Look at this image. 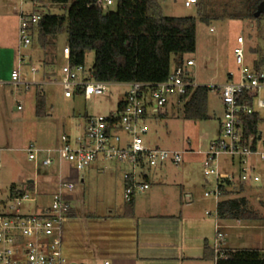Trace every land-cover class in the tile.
Wrapping results in <instances>:
<instances>
[{
    "label": "rangeland",
    "instance_id": "374dc122",
    "mask_svg": "<svg viewBox=\"0 0 264 264\" xmlns=\"http://www.w3.org/2000/svg\"><path fill=\"white\" fill-rule=\"evenodd\" d=\"M157 1L166 17L197 18L196 5L185 7L187 0ZM208 1L217 9H222L229 0ZM12 2L20 9V0H12ZM69 7L70 4L61 6L43 0L36 9L30 5H25L23 9L26 13L36 12L37 15L44 17L45 15L66 16ZM109 11H115V9ZM5 14L7 33H10V22L14 21L15 11L13 8H8ZM240 36H243L246 42V63L249 68H254L253 64L264 58V22L259 26L253 21L229 19L213 21L210 25L198 21L196 52L185 55L183 61L185 64L188 60L194 62V66L188 68V72L194 78L195 86L211 88L208 96V119L198 122L185 120L180 111L182 106L178 105L172 97L165 115L162 118H156L158 115L151 117L147 122L149 133L145 137L146 142L159 146L163 150L185 153L186 164L177 168L169 167L163 171L179 180L182 176L187 177L195 186V200L200 201L198 204L204 203L202 198L208 201L212 213L208 218L213 221L212 245L216 240L214 227L216 203L213 198H205L204 193L215 190L216 181L214 178L206 179L204 176L202 153L208 150L210 141L219 136L223 106L216 88L228 81V74H237L233 52ZM66 44V25L46 51L40 48L38 37L35 35L32 39V49L30 48L34 53L31 59L25 58L21 68V77L25 84L16 87L4 83L0 86V198L9 196L13 184L18 185V189L24 190L26 183L36 178L39 195H30L31 199L36 197L37 201L25 203L23 208L25 213L28 212L26 210L28 207L34 210L31 212H36L50 205L51 196L56 188L52 182L53 175H58V168L35 169L34 163L28 160L27 153L23 150H27L31 145L42 149L56 148L62 135L68 136L70 140L76 139L84 132L87 118L115 114L118 103L123 97L125 98L128 90L125 86L110 85L104 95L94 96L90 100L80 95L68 99L64 96L63 88L53 83L54 79L48 85H40L44 82V61L46 64L52 61L48 70L58 78L60 76L62 78L65 64L62 54ZM54 53H57L55 59L52 58ZM16 54L17 52L14 55L6 54L4 60V72L8 81H10L12 69L18 67ZM94 59V52L86 54L85 71H91ZM175 67L173 59L171 70ZM32 68L36 69V74L32 73ZM38 94H43L45 98V112L42 117L37 115ZM262 96L264 97V91ZM18 107H21V110ZM261 115L264 118V112H261ZM119 134L124 139L127 137L124 132ZM189 149L196 154L187 152ZM220 163L222 174L238 176L237 165L228 168L230 160L227 157H222ZM257 166L260 183L245 186L243 192L232 196L233 198L245 197L250 209L257 215L258 219L255 221H240L242 225H264V163L258 162ZM61 169L65 178L85 179L84 183L80 182L76 185L73 192L75 201L72 206L79 210L97 214V209L105 210L107 207H112L117 210L124 204L123 181L125 173L130 171L129 166L112 161L104 163L100 161L92 164L86 171L77 173L70 164L63 162ZM205 203L207 204L206 201ZM219 224L221 225V221ZM229 233H227L229 236L227 239H231L230 241L237 235L245 233L243 244L236 242L230 248L257 249L264 255V228L259 237L255 234L256 231L243 230Z\"/></svg>",
    "mask_w": 264,
    "mask_h": 264
},
{
    "label": "built area",
    "instance_id": "2783aa9c",
    "mask_svg": "<svg viewBox=\"0 0 264 264\" xmlns=\"http://www.w3.org/2000/svg\"><path fill=\"white\" fill-rule=\"evenodd\" d=\"M122 1L130 0H96L94 6L108 11L115 9ZM24 2L34 9L40 4L36 0H22V5ZM197 2L198 0H187L185 7L196 5ZM42 18L36 12L26 13L23 8L20 10L18 67L11 74V81L15 85L23 84L21 68L25 53L32 45L30 26L36 25ZM245 43L243 36H240L234 48L237 74H228V81L216 88L223 106L219 136L210 141L208 150L202 153L203 174L206 179L214 178L216 181L215 190L204 193L205 198H213L216 203V240L213 245L216 259L226 257L224 235L220 231L217 215L221 200L220 186L226 182L244 187L259 184L261 179L257 163H264V118L261 115L264 112V69L248 67ZM63 56L68 63L63 69L59 85L64 90L65 98L81 94L89 100L106 93L111 84L94 81L92 72L85 71L84 65L71 67L67 45ZM193 66L194 62L188 60L185 66L175 68L163 83L122 84L128 90L122 101V108L115 114L87 118L84 132L80 136L70 140L68 136L62 135L56 148L42 149L31 145L26 150L28 160L34 163L36 169L58 168L56 188L50 205L36 212H31L34 210L30 207L26 209L27 213L23 211L25 203L37 201L36 197L30 198L31 194L39 195L35 181L27 183L24 190L17 188L16 194L10 193L6 198H0V264H70L63 254L62 231L72 210L70 197L83 179L63 177V162L70 164L77 173L86 171L98 160L129 166L130 171L124 175L126 202L151 188L144 180L149 169L164 165L179 166L183 163L184 152L160 149L159 146L146 142L145 137L149 133L148 120L164 111L172 97H181L186 94L187 88L195 87L185 80L188 68ZM32 73H37L35 68H32ZM18 109L21 110V107ZM255 113L261 118L257 133L246 137L241 116ZM119 132L126 133L127 137L124 139ZM222 157L230 160L228 168L237 165L238 176L221 173ZM206 215L212 213L206 212Z\"/></svg>",
    "mask_w": 264,
    "mask_h": 264
},
{
    "label": "trees",
    "instance_id": "16d2710c",
    "mask_svg": "<svg viewBox=\"0 0 264 264\" xmlns=\"http://www.w3.org/2000/svg\"><path fill=\"white\" fill-rule=\"evenodd\" d=\"M45 1L61 6L70 4V7L66 16L45 15L36 25H31V38L37 35L40 48L46 51L66 25L71 67L84 65L86 54L94 52L91 69L93 80L111 85L132 82L159 84L167 81L173 71L172 60L175 61V68L183 67V57L196 52L198 21L210 25L213 21L229 19L253 21L259 26L264 22V0H229L222 9H217L208 0H198L197 18L166 17L157 0L122 1L115 11L94 6L96 0ZM256 13H259V17L255 16ZM253 67L256 70L264 69V58L255 62ZM185 80L192 84L194 82L189 72ZM210 92V87L195 86L187 88L185 95L173 97L182 106L180 111L185 120L198 122L208 119ZM122 106L120 102L118 110ZM44 107V95L38 94L39 117L44 115ZM165 113L161 112L155 117L162 118ZM241 120L246 137L257 133L261 121L259 114L243 115ZM220 188L221 200L217 208L219 221L258 219L245 197H232L243 192L244 186H233L226 182ZM10 192L16 194L17 187L12 186ZM133 199L127 202L129 212ZM225 253L226 257L216 259L214 250L206 244L203 258L213 260L215 264H264V255L256 249L225 250Z\"/></svg>",
    "mask_w": 264,
    "mask_h": 264
},
{
    "label": "crops",
    "instance_id": "0c3cea01",
    "mask_svg": "<svg viewBox=\"0 0 264 264\" xmlns=\"http://www.w3.org/2000/svg\"><path fill=\"white\" fill-rule=\"evenodd\" d=\"M15 5L12 0H0V86L4 83L16 87L25 84L23 79V84H13L11 77L8 81L4 72L6 54L14 55L17 52L20 10L29 3L24 2L22 5L20 0V9ZM8 8L15 11L14 21L10 22V33H7L6 29L5 12ZM29 50L25 53V58L31 59L34 52ZM16 55L18 59V54ZM56 56L57 53H54L52 58ZM62 58L65 60L64 69L68 61L63 54ZM51 63L46 64L44 61L43 80L47 83L42 82L40 85H48L52 79L53 83L59 85L62 78L48 70ZM14 70L12 69V72ZM166 110L165 108L162 112L165 113ZM187 152L194 153L191 149ZM184 163L185 161L180 166ZM180 166L164 165L149 169L144 175V180L151 188L134 197L130 212L127 211L128 203L125 198L124 204L117 210L107 207L105 210L97 209V214L72 206L62 231V249L67 261L70 264H215L213 260L203 258L206 244L213 249L211 242L213 221L208 218L211 215H206V212H210L208 201L202 198L204 203L198 204L200 201L195 200V186L187 177L182 176L179 180L163 171L169 167ZM34 181L37 182L36 178L27 183L32 184ZM52 182L55 185L56 175H53ZM84 182L85 179L82 183ZM13 185L18 188V185ZM123 187L125 190V181ZM70 200L71 203L75 201L74 193ZM263 228L264 225H242L240 221H221L220 231L224 235V250H241L230 246L236 242L243 244L245 235L241 233L230 241L231 239H227L229 238L227 233L256 231L255 234L259 237Z\"/></svg>",
    "mask_w": 264,
    "mask_h": 264
},
{
    "label": "water",
    "instance_id": "95a60500",
    "mask_svg": "<svg viewBox=\"0 0 264 264\" xmlns=\"http://www.w3.org/2000/svg\"><path fill=\"white\" fill-rule=\"evenodd\" d=\"M256 17H259V13H256V15H255Z\"/></svg>",
    "mask_w": 264,
    "mask_h": 264
}]
</instances>
